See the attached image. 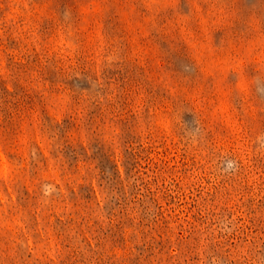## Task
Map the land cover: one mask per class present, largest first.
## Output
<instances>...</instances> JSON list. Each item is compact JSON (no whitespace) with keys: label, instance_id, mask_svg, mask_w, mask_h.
<instances>
[{"label":"rangeland","instance_id":"374dc122","mask_svg":"<svg viewBox=\"0 0 264 264\" xmlns=\"http://www.w3.org/2000/svg\"><path fill=\"white\" fill-rule=\"evenodd\" d=\"M0 264H264V0H0Z\"/></svg>","mask_w":264,"mask_h":264}]
</instances>
